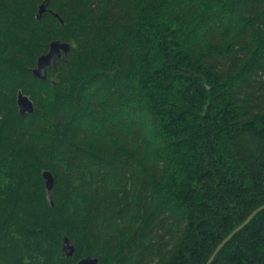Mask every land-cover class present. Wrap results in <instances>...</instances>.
<instances>
[{"label":"trees","instance_id":"1","mask_svg":"<svg viewBox=\"0 0 264 264\" xmlns=\"http://www.w3.org/2000/svg\"><path fill=\"white\" fill-rule=\"evenodd\" d=\"M263 205L264 0H0V264H206ZM211 264H264V209Z\"/></svg>","mask_w":264,"mask_h":264},{"label":"water","instance_id":"2","mask_svg":"<svg viewBox=\"0 0 264 264\" xmlns=\"http://www.w3.org/2000/svg\"><path fill=\"white\" fill-rule=\"evenodd\" d=\"M46 6L41 5L40 14L45 12ZM58 15V14H56ZM71 50V45L67 42H62L60 40H54L50 43L49 51L46 54L41 55L37 60V65L33 69V74L41 79H46L48 77V69H54L57 65V59L61 58L64 54L69 55ZM17 105L19 108V112L21 114H32L35 111V104L33 100L22 91H19L17 96ZM43 177L45 180V184L47 187V191L49 194L52 193L55 184V178L51 171L45 170L43 172ZM264 209V205L257 208L248 218L247 220L237 227L214 251L211 258L206 264H211L217 253L220 249L243 227H245L249 221L261 210ZM63 250L67 257H72L75 253V246L70 243L68 238L64 239ZM73 264H99V258L97 256H87L84 257Z\"/></svg>","mask_w":264,"mask_h":264}]
</instances>
